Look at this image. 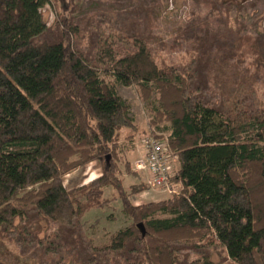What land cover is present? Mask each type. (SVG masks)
Returning a JSON list of instances; mask_svg holds the SVG:
<instances>
[{
    "label": "trees",
    "instance_id": "trees-1",
    "mask_svg": "<svg viewBox=\"0 0 264 264\" xmlns=\"http://www.w3.org/2000/svg\"><path fill=\"white\" fill-rule=\"evenodd\" d=\"M51 1L0 0V264H213L216 244L224 262L264 264V30L203 19L167 42L154 7L82 15L64 0L48 26ZM156 45L185 57L159 61ZM117 86L158 94L174 190L162 202L133 204L149 182L119 177L123 133L138 127ZM93 162L99 178L65 187ZM116 201L131 224L98 246L84 217Z\"/></svg>",
    "mask_w": 264,
    "mask_h": 264
},
{
    "label": "rangeland",
    "instance_id": "rangeland-1",
    "mask_svg": "<svg viewBox=\"0 0 264 264\" xmlns=\"http://www.w3.org/2000/svg\"><path fill=\"white\" fill-rule=\"evenodd\" d=\"M66 3L73 2L78 8L79 14L94 13L99 10H115L121 2L126 7H138L146 5L155 8V18L153 19L154 35L162 40L171 42L175 37L178 28L185 24H197L203 19H208L211 28L216 31L220 28L222 17L229 19V26L238 28L241 26V35L255 38L259 31L264 30V0H64ZM207 1L214 3L218 9L215 10ZM60 7L58 0L51 1L42 9V16L45 23L51 26L57 17L56 7ZM159 61L165 60L168 64L180 63L185 57L183 50H164L162 46L156 45ZM119 95L131 106V115L134 118L138 131L133 139L127 138L129 131L125 130L120 142V156L117 159L119 177L123 179L125 187L128 189L134 185L146 183L148 186L149 176L147 173L138 171L136 163L145 159L144 141L148 137L169 136V132L162 124L156 125L154 111L159 107L158 94L153 89V96L150 102H144L136 87L117 86ZM264 95V92H263ZM177 165V164H176ZM102 174L101 165L93 162L85 168L77 171L74 175L65 178V187L69 190L76 189L82 185H88ZM179 190H177L178 192ZM170 193L161 192L150 186L146 190L134 196L133 204L146 205L148 203L162 202L170 197ZM112 190L105 191V197L110 198ZM116 196V195H115ZM117 197V196H116ZM84 222L88 224L89 234L96 245L100 246L107 242L110 235L115 234L131 224L129 218L123 213L120 201H116L110 208L95 209L88 212L84 217ZM51 231L46 229L40 235L44 238ZM211 262L213 264H231L227 259V253L222 246L216 244L211 250ZM200 258L190 253L189 263L199 261Z\"/></svg>",
    "mask_w": 264,
    "mask_h": 264
},
{
    "label": "built area",
    "instance_id": "built-area-1",
    "mask_svg": "<svg viewBox=\"0 0 264 264\" xmlns=\"http://www.w3.org/2000/svg\"><path fill=\"white\" fill-rule=\"evenodd\" d=\"M145 159L136 163V169L150 176L149 184L152 188L162 192L173 193L169 182L171 166L165 145L156 137H148L144 141Z\"/></svg>",
    "mask_w": 264,
    "mask_h": 264
},
{
    "label": "crops",
    "instance_id": "crops-1",
    "mask_svg": "<svg viewBox=\"0 0 264 264\" xmlns=\"http://www.w3.org/2000/svg\"><path fill=\"white\" fill-rule=\"evenodd\" d=\"M76 172H74L73 174H71V175H68V176H66L65 178H67V177H70V176H72V175H74ZM65 178H64V184H65ZM66 186V185H65ZM83 186V185H82Z\"/></svg>",
    "mask_w": 264,
    "mask_h": 264
},
{
    "label": "water",
    "instance_id": "water-1",
    "mask_svg": "<svg viewBox=\"0 0 264 264\" xmlns=\"http://www.w3.org/2000/svg\"><path fill=\"white\" fill-rule=\"evenodd\" d=\"M140 229H142V225H140Z\"/></svg>",
    "mask_w": 264,
    "mask_h": 264
}]
</instances>
